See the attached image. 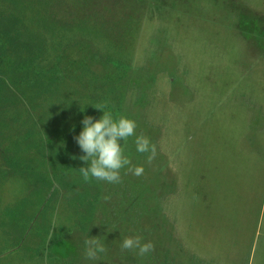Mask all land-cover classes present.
Returning a JSON list of instances; mask_svg holds the SVG:
<instances>
[{
  "label": "rangeland",
  "instance_id": "obj_1",
  "mask_svg": "<svg viewBox=\"0 0 264 264\" xmlns=\"http://www.w3.org/2000/svg\"><path fill=\"white\" fill-rule=\"evenodd\" d=\"M99 1L111 9L99 21L111 20L114 52L129 67L94 69L116 81L109 99L122 103L117 119H133L156 157L148 164L129 137L121 146L132 166L144 167L142 176L126 166L121 183L75 185L72 197L63 188L46 205L35 177L47 171L38 151L8 148L38 169L16 178L1 148L0 171L12 175L0 174V264H264V0ZM74 83L61 94L77 100ZM68 112L59 110L57 123L79 126ZM87 188L98 192L96 208L79 198ZM74 198L88 212L79 220ZM127 236L155 250H122ZM91 237L106 252L85 260Z\"/></svg>",
  "mask_w": 264,
  "mask_h": 264
},
{
  "label": "trees",
  "instance_id": "obj_2",
  "mask_svg": "<svg viewBox=\"0 0 264 264\" xmlns=\"http://www.w3.org/2000/svg\"><path fill=\"white\" fill-rule=\"evenodd\" d=\"M98 3L101 2L0 0V149L4 148L5 162L12 163L14 169L10 170L16 178L29 176L19 170L38 169L35 161L31 162L32 166L28 164L30 167L22 165L9 155L8 148H12L14 154H20L21 148L38 151L47 171L38 170L35 177L42 183L38 185V192L47 194L46 205L50 202L54 205L55 197L63 188L72 197L73 186L77 185L79 189L83 184H96L93 178L85 181L78 171L87 165L79 159L85 153L74 137L82 131L81 121L86 115L96 116L95 110L100 109L95 106L105 105V110L110 111L114 119L121 111L122 103L118 97L109 99V95L115 92L116 81H110V76L94 69L98 65L115 73L128 66L124 64L125 55L114 52L117 40L114 35L110 37L111 20L99 21L103 17L108 19L111 9ZM97 9L99 12L95 18L93 14ZM69 81H75L76 95L81 94L77 95L78 99H87L88 106L81 108L78 99L61 94ZM65 107L80 123L79 126H73L75 121L67 124L61 119L57 123L56 113ZM99 112L103 113L102 110ZM56 125L58 127L54 129ZM0 174L4 179L12 175L8 170L0 171ZM44 186H47L46 191ZM67 194L63 199L68 198ZM79 198L86 200L84 204L96 208L99 197L97 190L87 188ZM72 200L75 203L71 204L69 200V205L74 208L76 220L88 214L83 205H79L82 203L77 204L75 198ZM93 208L90 207L91 212ZM54 246L60 248V240H56Z\"/></svg>",
  "mask_w": 264,
  "mask_h": 264
},
{
  "label": "clouds",
  "instance_id": "obj_3",
  "mask_svg": "<svg viewBox=\"0 0 264 264\" xmlns=\"http://www.w3.org/2000/svg\"><path fill=\"white\" fill-rule=\"evenodd\" d=\"M95 108L103 111L99 119L85 116L81 121L83 128L74 139L85 153L79 159L87 166L80 167L79 173L85 181L93 178L107 183H121V169L127 166V170L134 176H142L144 167L132 166L131 160L124 155L121 141L129 137H135L136 151L141 154L148 153L146 162L151 164L156 157V147L143 133L137 135L136 122L126 116L113 118L110 111H106L105 105H97ZM75 158V157H74ZM85 260H95L98 253L106 252V248L96 237L85 239ZM122 250H138V255L144 256L155 250L151 242H142L139 236H127L121 244Z\"/></svg>",
  "mask_w": 264,
  "mask_h": 264
}]
</instances>
